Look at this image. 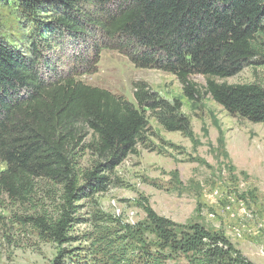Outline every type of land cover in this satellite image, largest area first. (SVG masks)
<instances>
[{"label": "trees", "instance_id": "obj_1", "mask_svg": "<svg viewBox=\"0 0 264 264\" xmlns=\"http://www.w3.org/2000/svg\"><path fill=\"white\" fill-rule=\"evenodd\" d=\"M13 2L35 28L26 51L0 35V162L5 165L0 192L24 203L33 197L38 180L63 187L57 216L20 218L45 241L70 242L75 204L105 191L109 178L99 174L111 172L135 153L148 130L147 111L167 131L187 133L190 122L177 114L180 101L171 105L146 84L136 86V106L75 78H58L52 59L43 53L65 49L68 41L72 47L88 46L99 35L106 41L104 48L125 54L136 67L174 74L189 99L200 93L190 77L204 76L206 94L230 115L264 124V86L217 81L238 75L261 54L264 0ZM86 131L92 133L88 148L99 160L80 174L78 148L89 135ZM162 222L154 224L170 249L191 252L188 264H250L238 258L223 235L196 227L178 242L174 234H163ZM109 257L119 264L113 254ZM148 264L166 262L158 258Z\"/></svg>", "mask_w": 264, "mask_h": 264}, {"label": "rangeland", "instance_id": "obj_2", "mask_svg": "<svg viewBox=\"0 0 264 264\" xmlns=\"http://www.w3.org/2000/svg\"><path fill=\"white\" fill-rule=\"evenodd\" d=\"M34 28L13 0L0 2V35L7 42L26 51ZM69 43L43 53L52 59L58 78H75L136 106V86L146 84L155 97L171 105L181 102L177 114L189 120V130L167 131L147 111L148 130L135 153L99 174L109 178L105 191L75 204L71 239L63 245L43 240L20 219L57 216L62 186L38 180L33 197L24 203L0 192V264H113L112 254L119 264L158 258L188 264L191 252L171 250L154 224L159 220L164 221L159 223L165 226L163 234H174L178 242L200 227L225 236L238 258L264 264V124L230 115L206 94L202 75L190 77L200 92L192 100L174 74L136 67L125 54L104 48V37L90 38L80 48ZM261 48L238 75L217 81L264 86V40ZM84 134L89 135L78 148L80 174L99 160L88 148L92 133ZM4 169L0 162V171Z\"/></svg>", "mask_w": 264, "mask_h": 264}]
</instances>
